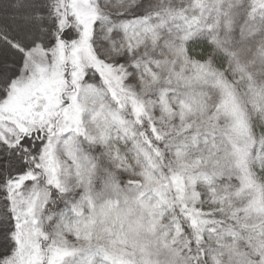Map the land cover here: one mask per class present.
Here are the masks:
<instances>
[{
  "label": "snow or ice",
  "instance_id": "6c2138e0",
  "mask_svg": "<svg viewBox=\"0 0 264 264\" xmlns=\"http://www.w3.org/2000/svg\"><path fill=\"white\" fill-rule=\"evenodd\" d=\"M0 264H264V0H0Z\"/></svg>",
  "mask_w": 264,
  "mask_h": 264
}]
</instances>
